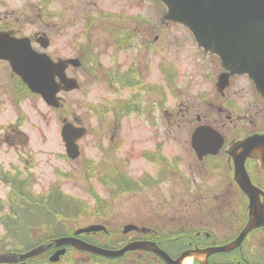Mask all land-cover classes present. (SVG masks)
<instances>
[{"label":"rangeland","instance_id":"obj_1","mask_svg":"<svg viewBox=\"0 0 264 264\" xmlns=\"http://www.w3.org/2000/svg\"><path fill=\"white\" fill-rule=\"evenodd\" d=\"M166 13L158 0H0V32L29 37L44 33L50 39L46 51L53 59L89 58L91 63L90 68L70 69L81 87L62 93L61 108L53 109L0 60V253H27L52 242L41 239L47 236L44 232L72 237L75 230L96 224L105 229L85 240L110 250L123 248L138 235H123L126 224L151 217L155 202L169 194L151 226L178 219L182 172L195 171L190 181L206 179L207 186L215 185L206 173L197 174L202 168L190 146L198 115L227 140L236 133L244 138L258 120L264 128V104L252 92L247 76L229 79L227 88L217 57L204 53L192 33L169 22ZM118 78L126 79V87ZM133 95L136 108L119 116L117 103ZM210 100L224 102V112L219 113ZM229 117L235 120L230 122ZM65 120L88 128L78 142L81 156L75 161L66 156L61 139ZM154 151L162 153L160 167L147 160ZM98 156L113 159L121 175L99 176L101 170L94 168ZM172 163L177 164L174 173ZM229 175L235 185L233 173ZM22 194L29 205L21 201ZM12 209L23 218H14L18 223L10 225L7 235L1 218ZM107 230L114 236L104 235ZM54 248L19 262L144 264L134 254L125 260L101 261L103 257L72 247L52 261Z\"/></svg>","mask_w":264,"mask_h":264},{"label":"water","instance_id":"obj_2","mask_svg":"<svg viewBox=\"0 0 264 264\" xmlns=\"http://www.w3.org/2000/svg\"><path fill=\"white\" fill-rule=\"evenodd\" d=\"M168 6L167 18L180 22L195 35L199 45L216 54L222 67L233 75H248L254 82L258 92L264 97V0H160ZM44 47L48 40H39ZM0 59L8 61L12 70L21 77L32 92L40 94L46 103L58 107L57 93L60 85L59 77L65 89H73V81H68L64 75L67 63L75 60L54 63L47 55L38 54L31 48L27 37L17 38L8 33H0ZM86 133L84 128H77L66 123L62 130L63 140L69 157L79 156L76 141ZM223 137L209 126L197 128L192 135V146L200 156L216 153L223 145ZM235 178L240 188L251 197V225L243 231L242 237L253 227L261 224L256 215L258 210L256 190L250 183L245 161L247 158L257 159L264 169V135H255L239 145L233 152ZM255 223L257 225H255ZM105 228L100 225L89 226L78 230L75 234L97 232ZM138 229L128 225L124 233ZM241 237V238H242ZM240 240L217 248L212 252H223L234 249ZM73 246L81 251H87L103 257H120L128 251L149 250L160 254L168 264H178L180 261L170 259L151 242H131L118 250L95 246L77 237H62L48 245H41L27 253H0V263H17L28 259L53 247ZM66 250H58L52 261H58ZM199 253H201L199 251Z\"/></svg>","mask_w":264,"mask_h":264},{"label":"flooded vegetation","instance_id":"obj_3","mask_svg":"<svg viewBox=\"0 0 264 264\" xmlns=\"http://www.w3.org/2000/svg\"><path fill=\"white\" fill-rule=\"evenodd\" d=\"M35 39L36 37L32 39L34 43ZM218 110L222 112L223 108L218 106ZM158 148L160 150V147ZM107 157L104 159L99 156L97 158L99 164L94 165L98 172L101 170L99 176L121 175V170H118L120 166L115 165L114 160H108ZM147 160L159 162L162 165L161 155L156 151ZM159 163L158 166L160 167ZM176 165L170 164L169 168H172V173L176 171ZM97 166L102 167L99 168ZM165 166H168V164ZM200 166L202 172L197 174L202 176L203 173H206L207 178L214 179L215 185L207 186L206 179L196 182L193 178L190 181V174L195 171L191 170L189 174L181 171L183 174L180 181L183 186L181 191L178 192L180 197L178 203L180 206L177 210L180 216L176 220H171L173 224L167 221L163 223V226L162 224H155L149 234L140 238L157 242L163 250L174 258L180 256L186 250H210L225 246L239 237L248 222V197L241 192L239 187L236 186L237 184L233 185L231 179L225 180L226 174H234L231 161L225 159L223 152H220L217 156H206L202 161L200 160ZM225 166L228 170L224 169L226 172H223L222 169ZM102 169H105V171H102ZM230 176L228 177L230 178ZM251 180L264 192V175H260L255 179L251 175ZM107 182L109 183L108 180ZM234 183L236 182L234 181ZM260 198L264 202V195H260ZM156 199L157 196H155ZM165 201L162 202V198L156 201L153 213L149 214L151 217L141 218V222L137 225H151L150 220L158 218L160 213L158 208L162 207V205L166 206ZM214 224H218V226ZM220 225L226 230H223ZM213 228H217V230ZM168 229H173L174 232H166ZM82 237L83 235L79 236V238ZM179 243L182 246L185 245V248H181ZM177 252L178 254H176ZM253 253H256V255H253ZM145 256L143 260L146 263H163L153 254H145ZM191 264H264V226L250 231L239 247L228 252H213L204 255L199 260H193Z\"/></svg>","mask_w":264,"mask_h":264},{"label":"trees","instance_id":"obj_4","mask_svg":"<svg viewBox=\"0 0 264 264\" xmlns=\"http://www.w3.org/2000/svg\"><path fill=\"white\" fill-rule=\"evenodd\" d=\"M254 175V177L256 178V175L255 174H253ZM21 201H24L26 204H28V201L26 200V196L25 195H21ZM12 202H13V200H12ZM53 204V203H52ZM55 204V203H54ZM29 205V204H28ZM27 205V206H28ZM52 213H56L55 211H57V210H54L53 211V209H51L50 210ZM20 212V211H19ZM19 212L18 211H16L15 209H12L11 210V212H10V214H7V215H4L2 218H1V221H4L3 222V225L5 226V228H6V230H7V235L8 234H10V229H11V226L10 225H12V223H14V224H16V223H18L14 218H19V220H22V218L23 217H21L20 215H19ZM46 214H48L47 216L48 217H50L51 218V215L49 214V213H47L46 212ZM25 220H26V218H25ZM46 220H48V219H46ZM48 222V221H47ZM20 223H22L23 224V221H21ZM49 223H50V221H49ZM24 224H25V226H26V222H24ZM29 224H30V222H29ZM50 226H51V224H50ZM41 227V226H40ZM52 227H53V224H52ZM36 228H38V227H36ZM24 233H22L21 235H23ZM44 234H47V236L45 237L44 235L42 236V240H44V241H49V240H51V239H53V238H56V237H59V236H65V235H69V233L68 234H60V233H56V232H54V233H52V234H49V233H47V232H44ZM14 237H15V235H14ZM42 243H44V242H42ZM39 244H41V241H39L37 244H35V245H39ZM110 244H112V242L110 243ZM103 247H106L105 245H102ZM111 246H113V245H111ZM0 251H2V249H0ZM131 255H136L137 257L138 256H140V257H138L139 258V260H141V261H143V257L145 258L146 256H144V254L143 253H130ZM130 254H127L126 255V257H128V255H130ZM145 254H147V253H145ZM92 257H97V256H92ZM125 257V258H126ZM101 258V257H100ZM125 258L123 259V260H125ZM46 259V258H45ZM103 259H106V258H102V260L101 261H104ZM106 260H109V259H106ZM116 260H118V259H111V261H116ZM101 261H99L100 263H101Z\"/></svg>","mask_w":264,"mask_h":264},{"label":"bare ground","instance_id":"obj_5","mask_svg":"<svg viewBox=\"0 0 264 264\" xmlns=\"http://www.w3.org/2000/svg\"><path fill=\"white\" fill-rule=\"evenodd\" d=\"M193 258H195V256L194 255H191V256H189L188 258H187V260H189L188 262H190L191 263V261H192V259Z\"/></svg>","mask_w":264,"mask_h":264}]
</instances>
